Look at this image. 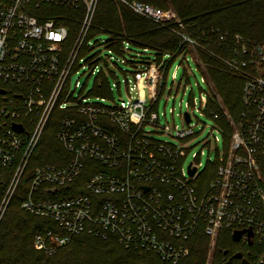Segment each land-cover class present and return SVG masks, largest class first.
<instances>
[{
  "label": "built area",
  "instance_id": "obj_1",
  "mask_svg": "<svg viewBox=\"0 0 264 264\" xmlns=\"http://www.w3.org/2000/svg\"><path fill=\"white\" fill-rule=\"evenodd\" d=\"M99 1L0 0V168L11 175L0 201V222L30 171L22 207L57 224L56 229L34 235L35 248L46 257L81 233L114 235L125 247L154 251L173 264L188 255L184 242L200 229L213 244L221 230H229L232 236L244 231L241 244L264 245V42H250L239 34L228 41L222 34L215 39L216 52L185 30L173 8L115 0L161 25L177 24L172 30L180 38L178 53L157 62L142 56L147 49L132 55L128 40L116 48L111 33H93ZM67 22L79 24L73 41V27ZM105 33L107 39L99 37ZM100 46L103 50L96 49ZM199 49L244 82V110L232 114L220 102L221 110L210 115L215 125L209 134L215 130L219 135L206 136L203 143L221 137L223 151L202 169L200 162L184 165L197 134L190 111H186L190 121L184 113L182 129L172 132L168 125L163 127L172 140L159 139L155 133L160 131L149 128L158 124L153 106L168 87L175 60L184 65L185 74L190 60L202 73L206 69ZM112 59L129 63L132 71L121 68L127 99L105 103L121 85L120 80L110 82V66H118ZM101 61L104 67L99 66ZM85 67L96 74L87 92L78 79L74 87L72 83L73 75ZM203 80L210 89L207 110L209 101L217 98L207 74ZM104 86L105 95L95 93ZM55 110L64 113L56 137L69 159L64 165L33 166ZM211 165L214 176L204 184L200 176ZM85 171L92 173L84 191L74 196L53 199L44 189L71 184Z\"/></svg>",
  "mask_w": 264,
  "mask_h": 264
},
{
  "label": "trees",
  "instance_id": "obj_2",
  "mask_svg": "<svg viewBox=\"0 0 264 264\" xmlns=\"http://www.w3.org/2000/svg\"><path fill=\"white\" fill-rule=\"evenodd\" d=\"M133 1V0H129ZM163 9L173 8L185 26V30L202 44L219 52L215 39L226 35L227 40L236 34L250 42H264V0H138ZM96 27L93 33L102 31L111 33L115 47L119 48L124 40L130 42L131 48L147 49V59L161 62L166 56L175 57L180 48V38L172 30L177 27L174 22L166 25L156 23L146 17L135 14L129 8L115 0H100L95 15ZM73 27L71 40L75 38L79 24L67 22ZM205 36H202V33ZM210 44V45H209ZM205 61L207 74L213 85L215 100L208 103L207 114L221 110L220 102L232 114L244 110L242 103L243 79L222 69L221 63L208 52L199 49ZM105 95L104 86L95 91ZM218 100V101H217ZM64 113L55 110L43 138L35 152L33 166L49 163L64 165L69 154L56 137L59 119ZM227 127V137L231 127ZM226 137V136H225ZM215 166H207L200 176L201 182L207 183L214 175ZM0 168V201L7 187L9 176ZM85 171L82 176L66 186L45 185L44 189L50 198H67L84 191V183L91 175ZM31 177L29 171L22 179L0 222V264H173L163 260L154 251L128 248L121 244L117 237L106 238L88 233L75 235L71 241L62 246L51 257L35 248L34 235L46 229H56L57 224L46 218L26 211L22 201L27 195ZM190 251L176 264H229L225 256L228 253L242 254L251 264L264 260V245L241 244L233 239L229 230H221L215 244L211 263H208L211 240L200 229L189 240L184 242ZM234 256V255H233ZM236 264H242V261Z\"/></svg>",
  "mask_w": 264,
  "mask_h": 264
},
{
  "label": "rangeland",
  "instance_id": "obj_3",
  "mask_svg": "<svg viewBox=\"0 0 264 264\" xmlns=\"http://www.w3.org/2000/svg\"><path fill=\"white\" fill-rule=\"evenodd\" d=\"M99 37L102 39H107L108 35L105 33L99 35ZM96 49L103 50V47L100 46ZM135 52L141 51L137 47H132L131 54L135 55ZM148 53L149 52H147V54ZM195 53L197 54V52ZM142 56L146 57L147 55L142 53ZM131 59L135 58L132 57ZM112 61H115V59H112ZM115 62L118 64V66H110L111 70L109 71V79L111 84H115L118 80H120V90H118L117 87H114L111 97L109 99H106L104 101L105 103L116 102L119 99H127L128 96L125 91V84L122 82L123 72L121 71V68L127 71H132V67L129 63L121 62V60H116ZM189 62L190 67L187 65L186 74L184 73V65L178 58L171 66L167 78L168 87L164 89L163 94L159 97L158 101L153 106V111L157 112L159 115L158 124H150L149 128L158 129L160 131L159 133H155L156 137H158L159 139L172 140L173 137H171L167 132H163V127L168 125L172 132H175L178 129H182V127L186 124L184 113L186 111H190L193 118L191 126L195 125L194 130L197 134L190 143L184 165L187 167L191 162H200V169H202L207 165L209 161L215 160L217 156L223 151V142L222 138L220 137V140L218 142L212 141L211 144L207 145L203 143L204 137L207 136L211 139H214V135L219 134L215 130L212 132V134H209L210 130L213 129L212 127L215 125L214 120L207 114L205 109L207 94H209L210 89L208 84L203 80V73L198 69L196 63L192 60H190ZM99 66L104 67V62L101 61V65ZM175 70L177 72L176 78L173 77V73ZM90 72V69L88 67H85L81 68L77 74H74L72 77L73 87L75 86V82L78 79L80 84L84 86L83 91H89L93 87L96 78V74H90ZM114 74H116V77L114 76ZM171 87L172 91L169 92V88ZM211 90H213L212 84ZM79 91L80 87L78 86L77 92ZM201 95L204 96V100H202L204 106L202 107L199 105L201 101ZM194 100L197 103L195 107ZM175 126L177 129H175ZM7 174L9 176V173ZM215 244H213L211 240L208 263H211Z\"/></svg>",
  "mask_w": 264,
  "mask_h": 264
},
{
  "label": "water",
  "instance_id": "obj_4",
  "mask_svg": "<svg viewBox=\"0 0 264 264\" xmlns=\"http://www.w3.org/2000/svg\"><path fill=\"white\" fill-rule=\"evenodd\" d=\"M185 117L187 121H190V115L188 114V112L185 113ZM195 172V169H191L190 173L193 174ZM244 231H235L233 233V239L235 241H239L241 239V235ZM253 235V232L250 230L249 232V236L251 237ZM250 244H252V241H250ZM236 257H242V254H237ZM242 264H251L246 258L242 259ZM256 264H264V261H259Z\"/></svg>",
  "mask_w": 264,
  "mask_h": 264
},
{
  "label": "flooded vegetation",
  "instance_id": "obj_5",
  "mask_svg": "<svg viewBox=\"0 0 264 264\" xmlns=\"http://www.w3.org/2000/svg\"><path fill=\"white\" fill-rule=\"evenodd\" d=\"M239 242V241H236ZM225 256L227 259H229L228 263L229 264H236L237 262H240V260L242 261L241 257H236V251L234 253H228L227 251H225ZM234 255V256H233Z\"/></svg>",
  "mask_w": 264,
  "mask_h": 264
}]
</instances>
